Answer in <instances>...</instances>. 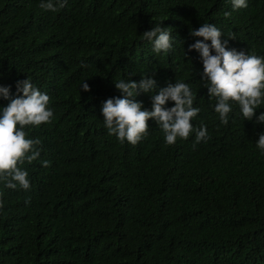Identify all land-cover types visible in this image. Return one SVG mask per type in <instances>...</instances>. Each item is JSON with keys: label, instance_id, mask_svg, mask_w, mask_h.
I'll return each instance as SVG.
<instances>
[{"label": "trees", "instance_id": "obj_1", "mask_svg": "<svg viewBox=\"0 0 264 264\" xmlns=\"http://www.w3.org/2000/svg\"><path fill=\"white\" fill-rule=\"evenodd\" d=\"M159 22L175 42L153 54L141 33ZM203 22L229 47L264 56V0L236 10L227 0H66L55 12L0 0V84L14 91L27 76L53 109L49 122L25 126L41 140L37 160L18 165L30 187L0 183V264H264V155L254 144L264 126L235 105L220 124L209 107L197 53L184 56ZM145 70L157 87L190 83L201 108L191 123L206 125V141L193 145L190 133L165 145L151 119L135 145L107 133L99 109L119 95L112 80ZM134 98L150 106L147 93Z\"/></svg>", "mask_w": 264, "mask_h": 264}, {"label": "clouds", "instance_id": "obj_2", "mask_svg": "<svg viewBox=\"0 0 264 264\" xmlns=\"http://www.w3.org/2000/svg\"><path fill=\"white\" fill-rule=\"evenodd\" d=\"M227 2L232 10L247 6V0ZM65 3L66 0H38V7L55 12ZM225 15L229 13L225 12ZM170 33V28L162 27L159 22L143 31L141 37L150 43L153 54H164L172 50L175 42ZM188 35L193 40L187 44L184 56L192 50L197 53L200 67L195 77L200 81V88L205 89L203 95L214 100L209 107L219 123L228 122L235 105L243 120H253L255 116L253 123L264 126V111L256 112L264 105V56L229 47L228 39H222L220 28L211 22L199 23L188 31ZM112 84L119 95L104 99L99 111L103 127L117 141L135 145L147 135L146 121L149 119L162 131L165 145L174 144L178 138L187 139L190 133L193 134V145L209 138L204 123L201 122L199 127L191 123L201 108L194 106L196 91L184 78L165 80L163 86L157 87L153 75L145 70L140 72L138 81L118 78L112 80ZM13 87L14 91H10L9 85L0 84V99L7 101L0 106V183L2 188L27 190L30 187L28 171L18 165L37 160L41 140L28 136L25 126L36 127L49 122L53 109L49 105V95L27 76L15 80ZM79 88L89 91L86 78ZM138 92L149 95V107L134 98ZM255 136V147L264 155V127ZM39 163L47 167L49 161L45 159Z\"/></svg>", "mask_w": 264, "mask_h": 264}]
</instances>
